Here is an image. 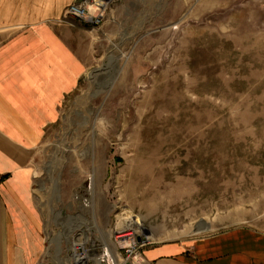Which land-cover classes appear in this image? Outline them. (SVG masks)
I'll return each instance as SVG.
<instances>
[{
  "label": "rangeland",
  "instance_id": "rangeland-1",
  "mask_svg": "<svg viewBox=\"0 0 264 264\" xmlns=\"http://www.w3.org/2000/svg\"><path fill=\"white\" fill-rule=\"evenodd\" d=\"M84 4L93 22L65 20L85 30L87 71L31 164L42 264H70L77 244L85 264H126L152 245L261 226L264 0ZM132 238L147 243L127 260Z\"/></svg>",
  "mask_w": 264,
  "mask_h": 264
},
{
  "label": "crops",
  "instance_id": "crops-1",
  "mask_svg": "<svg viewBox=\"0 0 264 264\" xmlns=\"http://www.w3.org/2000/svg\"><path fill=\"white\" fill-rule=\"evenodd\" d=\"M76 2L0 0V264H42L46 253L31 164L87 71L85 30L65 20ZM138 255L126 264H264V222Z\"/></svg>",
  "mask_w": 264,
  "mask_h": 264
},
{
  "label": "bare ground",
  "instance_id": "bare-ground-1",
  "mask_svg": "<svg viewBox=\"0 0 264 264\" xmlns=\"http://www.w3.org/2000/svg\"><path fill=\"white\" fill-rule=\"evenodd\" d=\"M92 2V1H91ZM82 6H83V8H84V6H85V4H84V2L82 3ZM85 8H87V6L85 7ZM115 62V61H114ZM114 64V63H113ZM117 65V64H116ZM116 69V68H115ZM118 73V72H117ZM52 178V177H51ZM54 180V179H53ZM52 180V181H53ZM57 183V182H56ZM53 187H55V181H54V184H53ZM56 197V196H55ZM55 201V200H54ZM57 202V201H56ZM53 210V209H52ZM55 213V212H54ZM53 213V214H54ZM128 215V214H127ZM126 215V216H127ZM123 216H125V215H123ZM120 217H122V216H120ZM57 219H59V221H63L64 219H63V217H62V214L60 213V211H59V215L56 217ZM126 218H128V217H126ZM84 219V218H83ZM125 221H123V219L121 218V220H120V222H119V224L121 223V222H123L124 224L121 226V229L122 228H124L126 225H127V223H132L131 221H129V220H126V219H124ZM132 220V219H131ZM83 221V220H82ZM85 222H86V220H85ZM133 222H134V220H133ZM82 223V222H81ZM80 223V224H81ZM87 224V223H86ZM135 224H139V223H135ZM78 226H79V224H78ZM91 226V225H90ZM75 227V226H74ZM89 227V226H88ZM92 227V226H91ZM126 231H124V232H122V233H124V234H122L119 238H121V239H123V241L121 242L123 245H125V246H128L129 244H130V241L128 240V239H126V238H129V237H131L132 236V234L130 233V232H126ZM142 233V232H141ZM63 237V236H62ZM58 239V238H57ZM59 239H61V235H59ZM49 242H51V243H54V245H57V247L59 246V244H58V240H56V239H50L49 240ZM61 245V244H60ZM78 245H81V244H77V245H74L73 247H71V249H70V251L72 252V258H71V260L70 261H72V262H70V264H85L86 263V261L87 260H90L89 259V257L88 256H86V255H81V254H78L77 253V246ZM56 250V249H55ZM60 250V247L57 249V251H59ZM57 255H59V253L57 252L56 253ZM108 256H110V258L112 259V264H117V258H118V255H115L114 256V254H109L108 253ZM95 264H102L103 263V260H102V258H93V259H91ZM135 260H137V261H139V259L136 257L135 258ZM135 260L133 259V262H135Z\"/></svg>",
  "mask_w": 264,
  "mask_h": 264
},
{
  "label": "built area",
  "instance_id": "built-area-1",
  "mask_svg": "<svg viewBox=\"0 0 264 264\" xmlns=\"http://www.w3.org/2000/svg\"><path fill=\"white\" fill-rule=\"evenodd\" d=\"M86 2L88 1V2H91V1H93V0H85ZM85 1H83V2H85ZM83 2H80V3H75V4H73L72 6H70L69 7V9L67 10V12H66V17L68 16V15H71V16H74V17H76V18H78L79 20H81V21H83L84 23H89V22H93V20L91 19L92 17H90L89 15H90V9H88V8H83V6H82V3ZM93 18H95V20H94V22L95 23H97V18H96V16H93ZM89 19H91V20H89ZM132 234V233H131ZM131 238H129V240H130ZM132 240H133V244H134V246L133 247H130V248H128V249H132L131 251L130 250H128L127 249V251L128 252H130V255H128L127 257H126V259L128 260V259H130L131 257V255H133V254H135L136 252H138V250L140 249V248H142L143 246H145L146 245V243H147V239H141L138 243H136L135 244V241H134V238H132ZM126 251V252H127ZM133 259H134V257H133Z\"/></svg>",
  "mask_w": 264,
  "mask_h": 264
},
{
  "label": "water",
  "instance_id": "water-1",
  "mask_svg": "<svg viewBox=\"0 0 264 264\" xmlns=\"http://www.w3.org/2000/svg\"><path fill=\"white\" fill-rule=\"evenodd\" d=\"M85 0H77V3L83 2ZM141 239L139 238L138 241H140Z\"/></svg>",
  "mask_w": 264,
  "mask_h": 264
}]
</instances>
